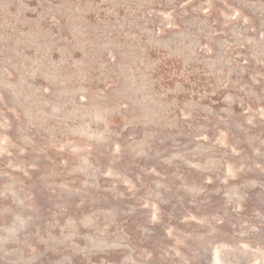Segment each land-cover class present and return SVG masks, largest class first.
<instances>
[{
	"label": "rangeland",
	"instance_id": "rangeland-1",
	"mask_svg": "<svg viewBox=\"0 0 264 264\" xmlns=\"http://www.w3.org/2000/svg\"><path fill=\"white\" fill-rule=\"evenodd\" d=\"M0 264H264V0H0Z\"/></svg>",
	"mask_w": 264,
	"mask_h": 264
}]
</instances>
